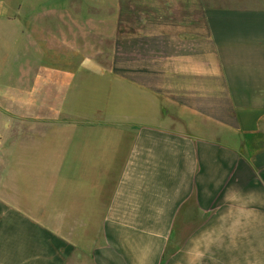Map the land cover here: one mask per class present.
Here are the masks:
<instances>
[{"label":"crops","instance_id":"0c3cea01","mask_svg":"<svg viewBox=\"0 0 264 264\" xmlns=\"http://www.w3.org/2000/svg\"><path fill=\"white\" fill-rule=\"evenodd\" d=\"M196 5L132 75L0 17V264H264V0Z\"/></svg>","mask_w":264,"mask_h":264},{"label":"rangeland","instance_id":"374dc122","mask_svg":"<svg viewBox=\"0 0 264 264\" xmlns=\"http://www.w3.org/2000/svg\"><path fill=\"white\" fill-rule=\"evenodd\" d=\"M202 14L196 0H0L2 18L60 16L62 31L76 33L78 64L113 62L131 75L142 59L164 62L166 47L207 46ZM196 18L203 39L185 33Z\"/></svg>","mask_w":264,"mask_h":264}]
</instances>
